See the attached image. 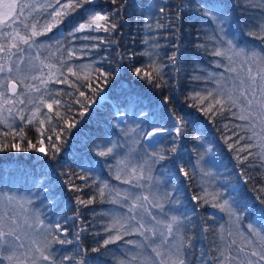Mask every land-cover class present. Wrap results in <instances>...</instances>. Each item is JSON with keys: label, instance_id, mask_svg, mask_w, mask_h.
Returning a JSON list of instances; mask_svg holds the SVG:
<instances>
[{"label": "snow or ice", "instance_id": "6c2138e0", "mask_svg": "<svg viewBox=\"0 0 264 264\" xmlns=\"http://www.w3.org/2000/svg\"><path fill=\"white\" fill-rule=\"evenodd\" d=\"M261 3L264 4V0ZM188 4L191 5V0H188ZM127 7L128 0H0V125L7 129H0V153L34 150L50 161H57L62 145L66 142L62 141V135L75 128L76 121L75 118H65L72 109L62 100L61 89L49 91L50 83L67 84L78 93L73 103L80 106V117H84L88 110L90 96L101 94L116 80L122 68L126 67V55L127 67L138 81L157 90L168 88L172 91L177 87L165 79L164 69L167 65L155 51L160 47L155 41H143L151 50L146 49L142 53L117 52L116 58L107 68L103 66L105 61L88 65L72 63L79 59L78 51L90 52L99 49L102 44L115 43L119 46L115 37L121 34ZM182 8L183 5L169 15L172 9L160 6L155 23L156 29H169L175 35L171 45L173 51L167 59L177 75L182 67L179 25L176 21L182 19ZM198 11L207 18L210 25H214L211 34L203 29L201 31H205L207 39L215 41V46L211 51L207 44L197 45V49L212 57L221 58L215 63L218 68L223 67L224 72L194 76L193 80H203L214 86L193 87L185 97V102L189 108L203 113L214 125H220L217 131L228 150L234 153V159L242 169V176L247 175L245 166L259 172L264 168V47L246 50L238 47L233 38H228V22L225 20L227 9L220 12L215 4H207ZM77 17L78 21L72 25L67 36L74 43H82L78 48L65 49L60 42L61 39H66L60 31L61 26ZM151 19L152 16L146 15V21ZM144 26L149 31L153 28L148 22ZM99 33L105 35L101 36ZM57 34L59 38L54 45L46 43L52 41ZM247 35L264 43V20L252 25ZM53 47L55 52L51 51ZM41 49L47 50L49 55L43 56ZM138 55L146 57L149 62L136 66ZM51 56H56L58 65L45 63ZM112 64L116 66L113 67ZM44 69L48 70L46 75ZM33 72H39V75H31ZM69 77H74L75 80H70ZM81 80L82 84L77 83ZM34 81H39V84ZM174 99V95L163 97L162 102L171 106L166 120L164 116L157 119L153 113L145 112L142 108H133L130 115L128 100L116 106L110 122L112 131L93 145L92 152L95 156L106 158V163L109 159H116L114 179L129 188H116L104 181L87 198L77 195L73 220H79L80 223L76 225L77 231L72 234L73 239H68L70 232L65 223H52L43 218L44 213L35 203L31 190L28 196L0 192V202L3 203V210L0 211V264H89V251L100 253L102 249L107 250L110 244L118 241L133 245L136 250L125 253L124 258L119 259L116 264H264V178L255 189L258 192L255 197L258 204L245 203L238 208L234 206L235 202H230V198H224L223 193L209 192L206 187L201 194L192 196V200L198 205H210L228 216L227 224L220 225L219 231L204 225L202 232L205 238H208L209 233L217 238L210 239L207 250L198 255L195 237L189 236L186 229L187 217L169 215L165 210V203L171 205L178 201L161 188V181L153 175L157 165L163 167L165 162L170 161L177 168V173L189 181L195 178L196 168H200L203 175H210L203 172L201 162L205 153L199 150L203 147L200 135L193 136L194 142H201L192 149L196 153V163L192 165L191 160L187 162L192 171L184 164L176 163L180 159V149L191 135L192 129H189L186 117L177 113L173 106ZM61 107H64V113L59 110ZM43 109H47V112ZM53 120L62 122L58 132L56 128L49 129L55 139L52 134L47 137L44 135L46 121L51 124ZM161 120L164 122L161 123ZM28 126L35 127L39 134L37 143L27 137ZM169 137L170 147L166 144ZM121 139L124 140V145H121ZM24 141L27 146L22 148L20 142ZM129 141L142 146L136 162H132L127 156L119 157L117 150L126 146ZM205 151L210 152L212 149ZM256 160H259V164L255 163ZM60 175L69 173L61 172ZM70 175L87 186L88 175L75 172ZM33 179V187L39 185L34 195L44 191L45 198L49 200L48 207L54 206L55 192L47 187L44 174ZM248 179L253 177L249 176ZM64 186L71 192L83 191L75 181H64ZM106 192L109 203L126 207L127 212L112 213L110 223L103 228L104 236L97 241L96 247L89 249L83 245L82 234L88 231L89 225L81 209H87L98 199L104 202ZM153 208L158 209L159 214L152 212ZM249 208L256 214V218L245 225L240 213ZM133 235L143 239H124ZM22 237L27 239V245ZM74 243L77 250L67 254L58 253L54 247Z\"/></svg>", "mask_w": 264, "mask_h": 264}, {"label": "trees", "instance_id": "16d2710c", "mask_svg": "<svg viewBox=\"0 0 264 264\" xmlns=\"http://www.w3.org/2000/svg\"><path fill=\"white\" fill-rule=\"evenodd\" d=\"M207 4H215L220 12L227 9L225 20L228 22L226 28L229 34L228 38H233L239 47L245 49L254 48L256 50L264 47V43L260 39L247 35L252 25L264 20V4L261 3V0H191L190 6L188 0H128V7L124 13L125 24L121 34L115 37L119 41V46L115 43L112 45L102 44L99 49L90 52L81 53L78 51L77 57L79 59L73 60L72 63L75 65H88L93 62L105 61L103 66L107 68L113 59L116 58L117 52L125 54L130 52L142 53L146 49L151 50L143 41L148 40L149 43L155 41L160 45L155 51L159 53V57L167 65L164 69L166 73L165 79L170 84L177 85V87L172 91L168 88L157 90L148 87L143 81H138L131 74L130 68L127 67L126 55L124 60L126 67L122 68L116 80L101 94L90 96L91 103L88 104V110L84 117H80L78 114L80 106L73 103L78 93L67 84L50 83L48 85L49 91L62 90V100L72 109L71 112L65 115V118H75L76 127L71 129L70 132L63 133L62 141L66 142L62 145L57 161H50L43 154L34 150H29L28 152L11 150L0 153V191L28 196L29 190H31L35 203L44 213L43 218L52 223L56 221L65 223L69 227L70 232L68 239H73L72 234L77 231L76 225L80 223L79 220H73L75 209L77 208L74 202L77 195L87 198L92 195L96 186L104 181L116 188H129L128 185L114 179L116 159H109L106 163V158L95 156L92 152L93 145L99 143L112 131L110 122L116 106L122 105L125 100H128L130 102V115L133 108H142L145 112L153 113L155 118L160 119L161 116H164L166 120L168 108L171 106H166L162 102L163 97L174 95L173 106L178 114L186 117L189 122L188 127L192 129L191 135L184 141L180 149V159L176 163L177 165L184 164L190 172L192 171L191 166L187 162L191 160L192 165L196 163V153L192 149L201 142H194L193 136L200 135L203 147L199 150L205 153L204 160L201 162L202 168L203 172H208L210 175L205 176L200 168H196L195 178L189 181L182 174L177 173V168L170 161L165 162L163 167L157 165L153 175L161 181V188L178 201V203L171 205L165 203V210L169 212V215L186 216V229L189 236L195 237L197 255L201 251H206L209 240L217 237L209 233L208 238H205L202 228L204 225H208L219 231L220 225L226 223V214L219 211V209L212 208L210 205H198L197 202L192 200V196L201 194L202 189L206 187L209 192L219 191L223 193L224 198H230V202H235L234 206L238 208L245 203L250 205L258 204L255 200L258 192L255 189L259 187L262 178H264V168L257 172L255 168L248 166L244 168L247 175L242 176V169L237 165L234 153L228 150L220 132L217 131L220 125H214L203 113L198 112L194 108H189L185 102V97L191 93L193 87L211 88L214 86L211 83H205L203 80H193L194 76H207L212 73L209 71L217 69L213 65V60L218 59V57H212L205 54L203 50L197 49V45L207 44L209 51H211L212 47L215 46V42L207 39L205 35V31L211 34V28L214 25H210L207 18L201 16L198 11V9ZM181 5H183L182 19L176 21V23L179 25L182 70L177 75L167 59L172 54L171 45L175 40V35L169 29H156L155 23L156 17L159 16L158 8L160 6L170 7L172 12L169 15H172ZM237 5H248V7H239ZM189 7H191V10H189ZM146 15L152 16L153 19L146 21ZM78 19V17L74 18L61 26L60 31L64 33L66 39H61L60 42L65 49L78 48L82 43L80 41H75L74 43L73 39L67 36L68 31ZM145 22L153 25L151 31L145 28ZM201 29L205 31H201ZM53 31L55 32L56 30L54 29ZM49 35L51 36L52 34L50 33ZM99 35L104 36L105 34L99 33ZM58 38L59 34L54 36L52 41H46V43L54 45L55 40ZM51 51L55 52V47ZM41 52L43 56L49 55L47 50L41 49ZM43 56L41 57L42 59ZM148 62L147 58L142 55H138L135 61L136 66H141L142 63L147 64ZM45 63L58 65L56 56H51ZM112 66L115 67L116 65L112 64ZM47 71V69H44L45 75ZM31 75H39V72H33ZM69 79L75 80L74 77H69ZM34 83L39 84V81H34ZM77 83L82 84L83 81L81 80ZM59 110L62 113L65 111L64 107ZM43 111L47 112V109H43ZM149 119L151 120V117ZM163 122L164 120H161V123ZM167 122L171 123V121ZM17 123L19 124L18 120ZM61 126V121L53 120L51 124L46 121L44 126L45 137L52 134L53 139H55V135L49 129L56 128L58 132ZM0 129H3L2 125H0ZM3 130L6 131L7 129ZM26 134L29 139L33 140V143H37L39 134L35 131V127L28 126ZM112 139H115V137ZM17 140H19L18 137ZM121 141H123V144ZM121 141V145H124V140L121 139ZM170 141L171 137L166 142L169 147L171 146ZM20 143L22 148L27 146L26 141ZM47 143L45 139L46 146ZM141 147V145L132 144L129 141L126 146L121 147L117 151L119 157L127 156L129 160L136 162L139 160ZM209 148L212 151L206 152L205 150ZM255 163L259 164V160H256ZM61 172L69 173V175L61 176ZM72 172L79 175H88L87 186H85L83 181L71 176ZM42 174H44L47 187L55 192L56 204L51 207H48L49 200L45 198L44 191H39V195H34L39 185L36 188L33 187V178ZM249 176L253 177V179L249 180ZM64 181H75L76 184L83 188V191L79 193L69 191L65 188ZM4 188L6 191H4ZM132 190L137 191V189ZM108 199L109 196L106 192L104 202L98 199L95 204L89 205L87 209H81L89 225L88 231L82 234L83 245L89 249L96 247L97 241L104 236L103 228L110 223L111 214L114 212L125 213L127 210L126 207L121 208L119 205L109 203ZM155 210L159 214V210ZM214 211H218L219 215L216 216ZM240 215L245 225L256 218V214L251 208L240 213ZM124 239L141 241L143 238L133 235L126 236ZM54 247L58 253L63 252L64 254L77 250L75 243L64 246L55 245ZM135 250L133 245L118 241L115 244H110L107 250L102 249L100 253L89 251V264H116L119 259L124 258L125 253ZM148 251L150 252V249Z\"/></svg>", "mask_w": 264, "mask_h": 264}, {"label": "rangeland", "instance_id": "374dc122", "mask_svg": "<svg viewBox=\"0 0 264 264\" xmlns=\"http://www.w3.org/2000/svg\"><path fill=\"white\" fill-rule=\"evenodd\" d=\"M228 36H229V34H228ZM215 42V41H214ZM239 47V46H238ZM240 48H243V47H240ZM245 49V48H244ZM249 48H247L246 50H248ZM250 49H254V48H250ZM217 60H221V58H218V59H214L213 60V65L215 66V67H217L216 66V63H215V61H217ZM223 63H226V61H222ZM24 66L22 65V68H23ZM209 72H212V73H220V72H224V68L223 67H217V69H215V70H211V71H209ZM121 143L123 144V141H121ZM117 162V161H116ZM4 185V184H3ZM4 191H6V189L4 188ZM137 191H138V189H137ZM139 191H142V190H139ZM1 192V191H0ZM3 193H6V192H3ZM8 194H11V195H16V194H13V193H11V192H8ZM0 207H1V209H0V211H2L3 210V203L2 202H0ZM151 211L152 212H154V213H157L156 212V210L153 208V209H151ZM127 212V210L125 211V213ZM215 212V214H216V216H218L219 215V213H218V211H214ZM226 217V223H225V225L227 224V222H228V216L226 215L225 216ZM22 239L24 240V243L27 245V243H28V241H27V239L26 238H24V237H22Z\"/></svg>", "mask_w": 264, "mask_h": 264}]
</instances>
